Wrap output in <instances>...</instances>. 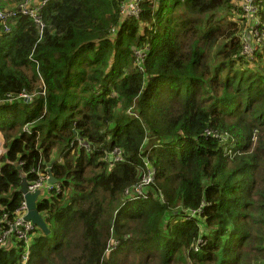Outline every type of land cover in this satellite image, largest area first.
<instances>
[{
    "label": "trees",
    "instance_id": "obj_1",
    "mask_svg": "<svg viewBox=\"0 0 264 264\" xmlns=\"http://www.w3.org/2000/svg\"><path fill=\"white\" fill-rule=\"evenodd\" d=\"M23 1L0 0L17 12L0 25V217L22 172L51 162L61 181L26 264H264V0L258 36L243 0H143L125 19L126 0H51L43 30ZM149 167L151 198L126 201Z\"/></svg>",
    "mask_w": 264,
    "mask_h": 264
},
{
    "label": "built area",
    "instance_id": "obj_2",
    "mask_svg": "<svg viewBox=\"0 0 264 264\" xmlns=\"http://www.w3.org/2000/svg\"><path fill=\"white\" fill-rule=\"evenodd\" d=\"M50 0H25L20 5L22 13L28 15L34 19L38 24H41V30L44 28L43 21L40 17L41 9L48 4ZM143 0H129L124 3L121 7V13L123 15L122 19L130 15L138 16L141 12L140 3ZM263 0H243L240 5L243 11L248 17L253 18L252 26L255 29L254 34L258 36L257 25L260 23V18L258 12L260 13L261 3ZM17 12L14 10L0 9V25H4L9 29V21L12 17H15ZM263 36V35H262ZM244 48L243 53L251 56V53L257 50L258 46L250 41V35L246 33L244 37ZM257 41H262V37H257ZM138 59H144V53L142 51H137ZM21 97L28 98V95L23 92L20 94ZM82 146L89 147L88 144L79 141ZM121 151L115 149L112 151V156L116 160H121ZM1 155V154H0ZM23 162H19L18 166L21 168ZM33 176L29 178V174ZM154 172H146L143 174L141 181L136 184L135 191L138 194L142 193V188L151 184L154 180ZM21 179H26L28 182V190L34 193L38 190H46L47 192L59 191L61 187L58 184L48 183L51 180V165H46L44 168H32L29 172H22ZM27 213V203L25 200L21 202L19 208L15 211L13 217H10L8 213H4L0 217V249H9L15 247L18 243H22L23 253L22 256L25 261L28 260L31 250V241L33 240L35 232V226L29 220L25 219ZM200 242V240H199Z\"/></svg>",
    "mask_w": 264,
    "mask_h": 264
},
{
    "label": "clouds",
    "instance_id": "obj_3",
    "mask_svg": "<svg viewBox=\"0 0 264 264\" xmlns=\"http://www.w3.org/2000/svg\"><path fill=\"white\" fill-rule=\"evenodd\" d=\"M51 1V0H50ZM49 1V2H50ZM129 0H126L124 3H127ZM48 2V3H49ZM48 5V4H47ZM47 5L46 6H44L43 8H45V7H47ZM42 8V9H43ZM141 8V7H140ZM141 13V12H140ZM121 15H122V13H121ZM130 16H136V15H130ZM130 16H128V17H130ZM139 16V15H138ZM122 18H123V15H122ZM127 18V17H126ZM35 22V21H34ZM36 23V22H35ZM120 29H117L116 27L114 28H112V30H111V37L112 36H114L118 31H119ZM112 39V38H111ZM115 39V38H114ZM148 49V48H147ZM138 51H142V50H138ZM143 53H144V51H142ZM145 54V53H144ZM136 55H137V51H136ZM137 57H138V55H137ZM138 60H140V59H138ZM30 97V98H29ZM23 98H25V97H23ZM28 101L29 100H31V96H29L28 95V98H26ZM28 132H31V129L28 131ZM0 133H1V131H0ZM76 140H73L72 142H71V145H73V143L75 142ZM77 141H80V140H78L77 139ZM85 147V146H84ZM89 148V147H88ZM60 160L62 161V158H60ZM122 160H123V157H122ZM46 165H51V178H52V176H54V177H56L55 175H54V173H53V170H52V163L51 162H45L44 163V165H43V168L44 167H46ZM1 162H0V172H1ZM20 168V167H19ZM153 167H149V168H147L146 169V172H150V171H153L154 172V176H155V170L154 169H152ZM145 172V173H146ZM153 176V177H154ZM57 178V177H56ZM58 179V178H57ZM22 181L23 180H21V186H22ZM50 181V180H49ZM49 181H48V183H49ZM141 181V179L138 181V183ZM53 183V182H52ZM137 183V184H138ZM53 184H58L60 187H61V181L58 179V181L57 182H55V183H53ZM135 186L136 185H134V187H132L133 189H132V192L130 193V195L128 196V199L126 200V201H131V200H139V199H142V200H149L150 198H151V196H152V192H148V188H150V184L149 185H147V186H145L144 188H142V193L141 194H138L136 191H135ZM61 190V189H60ZM59 190V191H60ZM38 191H41L42 193H43V195H42V197L40 198L41 200L43 199H47V197H48V195L50 194V195H52V193L53 192H56L57 190H55V191H52V192H47L46 190H38ZM30 192V191H29ZM131 195H133L134 197H132V198H130V196ZM22 196H23V200H25V198H24V195L22 194ZM158 198H159V196H158ZM22 200V201H23ZM26 201V200H25ZM21 205V204H20ZM19 208V207H18ZM17 208V209H18ZM16 209V210H17ZM15 210V211H16ZM27 212H28V207H27ZM43 214V213H42ZM26 215H27V213H26ZM26 215H25V217H26ZM44 215V214H43ZM193 215H196L195 214V212H193ZM45 216V215H44ZM191 218V217H190ZM26 219V218H25ZM34 225V224H33ZM35 226V232H36V234L34 235V237H33V240L31 241V248H32V244H33V242H34V240L39 236V234H38V232H37V229L39 230V231H42L41 229H39L36 225H34ZM199 240H200V242H199ZM198 240V243H201V244H205V241L203 240V239H199ZM111 240L109 241V246H108V248H107V250H106V255L108 254V252L109 253H111L113 250H115L116 248H117V244H118V241L115 239V241L113 242V246L111 245ZM22 244V243H21ZM17 245V244H16ZM16 245H15V247H12V248H9V249H0L1 251H4V250H16ZM31 251V250H30ZM22 253H23V249H22ZM108 256V255H107ZM22 258H23V256H22ZM29 258H30V255H29ZM29 258H28V260H29ZM27 260V261H28ZM27 261H25L24 260V258H23V264H26V262Z\"/></svg>",
    "mask_w": 264,
    "mask_h": 264
},
{
    "label": "water",
    "instance_id": "obj_4",
    "mask_svg": "<svg viewBox=\"0 0 264 264\" xmlns=\"http://www.w3.org/2000/svg\"><path fill=\"white\" fill-rule=\"evenodd\" d=\"M58 179L52 176L49 183H55ZM20 192L24 195V198L27 203L28 212L26 215V220L31 221L34 225H36L39 229L42 230L45 234H50V228L48 227L45 217L42 212L39 210L38 206L43 201L40 198L43 193L41 191H36L34 193L29 192L28 190V182L26 179L22 181V186L20 188Z\"/></svg>",
    "mask_w": 264,
    "mask_h": 264
},
{
    "label": "rangeland",
    "instance_id": "obj_5",
    "mask_svg": "<svg viewBox=\"0 0 264 264\" xmlns=\"http://www.w3.org/2000/svg\"><path fill=\"white\" fill-rule=\"evenodd\" d=\"M237 5L241 6L239 2L237 3ZM245 36H246V34H245ZM251 56H253V52L251 53ZM34 97H35V96H34ZM29 98H30V97H29ZM29 101H30V100H29ZM27 123H28V122H27ZM27 123L24 124V126H21V130H22V131H26V132H28V131L30 130V125H33V123H30V122H29L30 125H27ZM0 147L2 148V150H0V154H1V155H0V162H1L3 156L6 155L7 150H8V147H7V145H6V140H5V137H4V135H3L2 132L0 133ZM148 189H149V188H148ZM109 254H110V253L108 252L107 255H109ZM132 256H133V253H132V255H131L130 264L132 263ZM21 259H22V261H23V258H21ZM191 264H192V263H191Z\"/></svg>",
    "mask_w": 264,
    "mask_h": 264
},
{
    "label": "crops",
    "instance_id": "obj_6",
    "mask_svg": "<svg viewBox=\"0 0 264 264\" xmlns=\"http://www.w3.org/2000/svg\"><path fill=\"white\" fill-rule=\"evenodd\" d=\"M239 2H240V1H239ZM49 196H51V195L49 194L48 197H49ZM115 239H116V238H112L110 243L113 244V242L115 241Z\"/></svg>",
    "mask_w": 264,
    "mask_h": 264
},
{
    "label": "bare ground",
    "instance_id": "obj_7",
    "mask_svg": "<svg viewBox=\"0 0 264 264\" xmlns=\"http://www.w3.org/2000/svg\"><path fill=\"white\" fill-rule=\"evenodd\" d=\"M105 27V26H104Z\"/></svg>",
    "mask_w": 264,
    "mask_h": 264
}]
</instances>
